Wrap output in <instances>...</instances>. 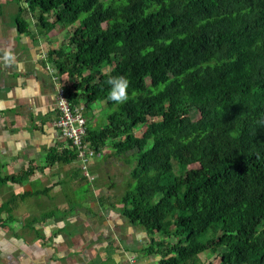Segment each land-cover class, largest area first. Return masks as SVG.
<instances>
[{
	"label": "trees",
	"instance_id": "1",
	"mask_svg": "<svg viewBox=\"0 0 264 264\" xmlns=\"http://www.w3.org/2000/svg\"><path fill=\"white\" fill-rule=\"evenodd\" d=\"M25 3L39 11L40 35L86 14L67 40L70 51L50 50L45 63L70 80L61 86L71 109H111L102 128L86 125L85 142L97 155L107 144L115 155L131 152L136 165L119 212L159 237L142 256H157L156 264H264V0ZM21 13L19 35L29 32ZM120 76L129 99L117 104L107 81ZM62 152L64 163L76 160L70 144ZM30 173L0 176V188ZM34 195L0 204L1 230L13 223L17 198Z\"/></svg>",
	"mask_w": 264,
	"mask_h": 264
},
{
	"label": "rangeland",
	"instance_id": "2",
	"mask_svg": "<svg viewBox=\"0 0 264 264\" xmlns=\"http://www.w3.org/2000/svg\"><path fill=\"white\" fill-rule=\"evenodd\" d=\"M19 10L22 11L21 19L29 24V28L38 31L40 29L37 23L39 11L29 12L25 0H0V15L1 19L4 20L1 25L7 31L11 27H16L15 18L19 14ZM85 16L86 14H81L71 26L58 24L55 28L45 32L43 36L48 38L50 49L57 50L61 54L69 52L71 48L68 46L67 40L72 35L73 30L81 25ZM45 18L49 22H53L54 14H46ZM69 81L67 76H59L56 83L64 85ZM110 111L111 109L102 102H96L88 110H84L94 129H100L107 124V115ZM190 117L193 120L198 117L196 110H191ZM139 130L137 128L135 133H138ZM114 152L107 144L101 153L91 160L90 173L95 179L94 188L85 179L84 172L81 170V163L78 160L70 166V170L64 175L62 183L54 190V194H40V191L45 189L47 185L40 179L42 176H37L34 183L26 188L30 193L40 192L37 194L40 196L34 195L35 197L28 200H16L15 205L20 208L17 214L13 213V223L9 224L4 231L0 229V250L1 248L5 250L7 247H16L14 257L0 253L2 259L0 264H27L28 255L35 256L34 263L40 262L41 256L48 252L45 248H43L44 251H41L38 247L36 250L35 245H30L22 253V250L18 249L21 247L22 239L30 244H33V241L37 243V240H41L51 246L48 248L49 250L56 251L57 248L54 245L59 235L71 236V240L78 236L83 239L86 231L88 234L83 240L90 244L87 249L83 248L81 251L88 252L87 258L90 257V259L82 261L83 264H132L134 260L135 264H156L158 257H153V259L150 257L149 260V258L142 256L141 249L143 246H147L152 239L158 241L159 237L143 234V229L131 225L119 212L121 197L132 184L130 172L136 163L128 160L132 156L131 152L123 156L115 155ZM131 160H134L133 157ZM26 188L19 187L16 193L21 195ZM91 189L95 190L93 192L96 197L89 196ZM97 200H99V204L95 203ZM2 202L4 201H0V203ZM49 214L54 217L44 220L45 216ZM110 214H118L120 219L116 220ZM72 216L77 221L70 223L69 218ZM109 217H111V221L114 222L113 225L116 226L117 230L120 229V237L114 236L112 240L110 238L109 245L103 248L104 239L107 237L106 224ZM2 218L5 217L2 216ZM61 224L64 225L60 227ZM47 230L50 231L49 234ZM134 230L135 232H133ZM92 231L95 233L94 236L90 235L93 233ZM207 234L204 236L206 240L210 237ZM55 235H57V239L54 238ZM9 241L15 242L12 245L8 243ZM172 241L173 239L167 240L168 243ZM201 250L207 252L208 245L201 247ZM7 258L11 263L5 262L4 259ZM214 263L219 264V259H215Z\"/></svg>",
	"mask_w": 264,
	"mask_h": 264
},
{
	"label": "crops",
	"instance_id": "3",
	"mask_svg": "<svg viewBox=\"0 0 264 264\" xmlns=\"http://www.w3.org/2000/svg\"><path fill=\"white\" fill-rule=\"evenodd\" d=\"M2 22L4 20L0 15V176L18 175L28 168L31 173L22 184L8 183L7 186H3L0 190V201H7L11 196L20 195L16 193L17 189L19 187L28 188L37 176H42L40 179L46 182L47 186L40 191L41 193L33 192L35 196H40L37 195L38 193L41 195L54 194V190L62 183L64 175L77 159L70 164L62 161V151L68 149L69 143L54 127V120L57 117V88L61 85L56 83L58 81L57 70L45 63L46 54L51 50L48 46V38L30 28L28 33L20 35L16 27H11L7 31L1 25ZM7 52L12 54L11 60H5ZM86 116L84 112L87 124L91 125V121ZM51 151L54 163L47 165V157ZM90 169L91 163L88 165V170ZM90 176L94 182V176L91 173ZM93 185L95 183H91L94 188ZM27 188L23 193H30ZM93 191L95 192L91 189L89 196L96 197ZM35 196H28L25 200ZM17 200L21 199L17 198ZM98 202L99 200L95 201L99 204ZM16 207L17 209L13 212L15 214L20 208L17 205ZM110 215H113L116 220L120 219L118 214ZM76 221L77 219L73 216L69 218L70 223ZM113 224L111 217L107 218V237L104 239L103 248L109 245L110 238L112 240L114 236L120 237V229L117 230ZM63 225L61 224L60 227ZM47 231L49 234L50 231ZM87 234L86 231L84 240ZM90 235L94 236L95 233H90ZM54 238L57 239V235ZM71 238V236L59 235L54 245L58 251L49 250L51 246L41 240L30 244L23 239L18 249L23 253L30 245H35L36 250L38 247L41 251L45 249L48 251L41 256L42 258L40 257L42 262L34 263L35 256L28 255L27 264H83L90 257L87 258L88 252L81 250L87 249L90 243L79 236L73 240ZM14 242L9 241L8 243L13 245ZM15 248L7 247L5 250L1 248L0 253L14 257ZM4 260L11 263L8 258ZM132 264H135V260Z\"/></svg>",
	"mask_w": 264,
	"mask_h": 264
},
{
	"label": "built area",
	"instance_id": "4",
	"mask_svg": "<svg viewBox=\"0 0 264 264\" xmlns=\"http://www.w3.org/2000/svg\"><path fill=\"white\" fill-rule=\"evenodd\" d=\"M86 125L84 106L81 104L71 109L65 99L62 86H59L57 88V117L54 120V127L75 149L77 152L76 159L81 163V170L84 172V176L92 181L93 178L88 173V165L97 154L85 142Z\"/></svg>",
	"mask_w": 264,
	"mask_h": 264
},
{
	"label": "clouds",
	"instance_id": "5",
	"mask_svg": "<svg viewBox=\"0 0 264 264\" xmlns=\"http://www.w3.org/2000/svg\"><path fill=\"white\" fill-rule=\"evenodd\" d=\"M12 54L10 52L5 53V60H11ZM107 83L111 86L108 99L117 104L126 102L129 99L128 87L129 81L123 77H112Z\"/></svg>",
	"mask_w": 264,
	"mask_h": 264
},
{
	"label": "flooded vegetation",
	"instance_id": "6",
	"mask_svg": "<svg viewBox=\"0 0 264 264\" xmlns=\"http://www.w3.org/2000/svg\"><path fill=\"white\" fill-rule=\"evenodd\" d=\"M28 258V257H27ZM1 259V258H0Z\"/></svg>",
	"mask_w": 264,
	"mask_h": 264
}]
</instances>
